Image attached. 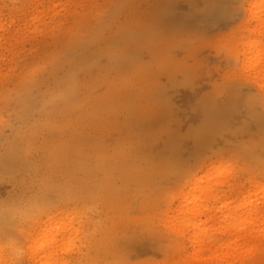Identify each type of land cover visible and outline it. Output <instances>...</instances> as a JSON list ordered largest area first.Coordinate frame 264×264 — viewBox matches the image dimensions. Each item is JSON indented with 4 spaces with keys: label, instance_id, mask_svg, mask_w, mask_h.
Here are the masks:
<instances>
[{
    "label": "rangeland",
    "instance_id": "1",
    "mask_svg": "<svg viewBox=\"0 0 264 264\" xmlns=\"http://www.w3.org/2000/svg\"><path fill=\"white\" fill-rule=\"evenodd\" d=\"M250 2L0 0V242L24 264H214L175 222L219 236L195 206L261 205Z\"/></svg>",
    "mask_w": 264,
    "mask_h": 264
},
{
    "label": "bare ground",
    "instance_id": "2",
    "mask_svg": "<svg viewBox=\"0 0 264 264\" xmlns=\"http://www.w3.org/2000/svg\"><path fill=\"white\" fill-rule=\"evenodd\" d=\"M251 8V15L255 22V30H258L264 35V0H251L250 2ZM246 47L248 48V54L250 55L244 57V62L249 63L253 60V65H249L252 69L253 78L257 79V86L260 89H263L264 94V44H259L256 40H251L247 43ZM252 54V55H251ZM247 65V64H243ZM245 69H249L248 66H244ZM250 71V69L248 70ZM251 76V77H252ZM254 80V79H253ZM216 173V172H215ZM214 174V173H213ZM208 175V174H207ZM210 177V176H209ZM204 180L202 177L198 179L195 183L191 184L188 191L182 195V197L189 196L192 194L198 187H200V182ZM262 193H264V189H262ZM181 198V197H180ZM196 200L195 197H192L191 200ZM260 207L256 208V203H251L250 205L243 203V205L239 206H231V203H223L219 208L223 216L221 218L217 217V214L213 212V207L209 204L205 205H197L195 206L192 211L194 216H198L200 218L201 215L209 214L207 217V222H212L215 224L220 225V227L213 229V232H219V236H215L214 234H208L204 230H200V232H195L196 228L201 227L202 223L194 222L193 219H188L187 217L183 216L180 220L175 222V228L181 231L180 235H189L187 236V241L189 242L190 246L193 248L194 256L200 258V255L209 254L212 258L214 264H244L245 256H246V247L249 246V257L250 259L255 257L256 252L258 251V242L261 240L259 237V231L261 227L262 237H264V196L260 203ZM233 205V204H232ZM259 205V204H258ZM231 206V207H230ZM248 221L247 225L249 228L245 229L243 225L244 220ZM75 220V219H74ZM73 220V221H74ZM243 220V222H241ZM237 221V222H236ZM240 221V222H238ZM261 224V225H260ZM59 225V224H58ZM62 225H59V227ZM59 232L60 229L59 228ZM66 228V227H65ZM63 229V228H62ZM61 229V230H62ZM193 230V233L191 232ZM208 231V230H207ZM54 232V230H53ZM58 232L55 229V232ZM51 233V232H50ZM52 236V237H53ZM51 237V247L54 248L56 246L53 244V239ZM71 241V240H68ZM44 247V246H42ZM58 246H56L57 248ZM39 250H43V248H38ZM55 249V248H54ZM62 251V249H61ZM35 252V253H34ZM40 251L33 250L32 253L36 254ZM38 254V253H37ZM40 255V254H38ZM45 256V255H44ZM32 257V256H31ZM49 257H52L50 255ZM56 258V257H54ZM51 259V258H50ZM32 260V258H31ZM37 260V259H36ZM34 260V264L37 262L43 263V260ZM52 260V259H51ZM53 261H55L53 259ZM36 262V263H35ZM44 264V263H43ZM48 264V263H45ZM193 264H201L200 261H196Z\"/></svg>",
    "mask_w": 264,
    "mask_h": 264
},
{
    "label": "clouds",
    "instance_id": "3",
    "mask_svg": "<svg viewBox=\"0 0 264 264\" xmlns=\"http://www.w3.org/2000/svg\"><path fill=\"white\" fill-rule=\"evenodd\" d=\"M29 254L30 249L14 236L0 242V264H24Z\"/></svg>",
    "mask_w": 264,
    "mask_h": 264
}]
</instances>
